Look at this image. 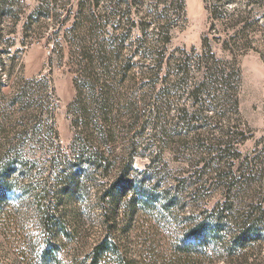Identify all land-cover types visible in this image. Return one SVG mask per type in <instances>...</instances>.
<instances>
[{"label": "rangeland", "instance_id": "374dc122", "mask_svg": "<svg viewBox=\"0 0 264 264\" xmlns=\"http://www.w3.org/2000/svg\"><path fill=\"white\" fill-rule=\"evenodd\" d=\"M4 179L0 264H264V0H0Z\"/></svg>", "mask_w": 264, "mask_h": 264}, {"label": "trees", "instance_id": "16d2710c", "mask_svg": "<svg viewBox=\"0 0 264 264\" xmlns=\"http://www.w3.org/2000/svg\"><path fill=\"white\" fill-rule=\"evenodd\" d=\"M81 90L82 89H80V92H82ZM8 186V182L4 179L0 183V190ZM140 199L141 203H143V206L147 205V200H145L143 196ZM204 228L205 227H203V225H197L196 227H194L193 232H196L197 235L200 236L206 233V230ZM202 244L203 243H191V248L193 247V249L198 250L199 247L202 246ZM114 254V245L111 244L109 242V238L106 237L101 243H98L96 246L93 247L92 251L87 255L85 262L86 264H110L111 256Z\"/></svg>", "mask_w": 264, "mask_h": 264}]
</instances>
